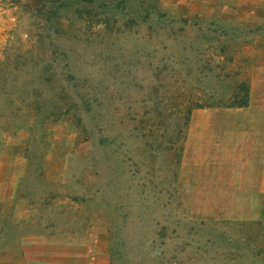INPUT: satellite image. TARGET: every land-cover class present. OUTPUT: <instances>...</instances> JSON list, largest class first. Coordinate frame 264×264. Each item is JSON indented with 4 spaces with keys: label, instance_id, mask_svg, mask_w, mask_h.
<instances>
[{
    "label": "rangeland",
    "instance_id": "rangeland-1",
    "mask_svg": "<svg viewBox=\"0 0 264 264\" xmlns=\"http://www.w3.org/2000/svg\"><path fill=\"white\" fill-rule=\"evenodd\" d=\"M262 1L0 0V264H264Z\"/></svg>",
    "mask_w": 264,
    "mask_h": 264
},
{
    "label": "trees",
    "instance_id": "trees-1",
    "mask_svg": "<svg viewBox=\"0 0 264 264\" xmlns=\"http://www.w3.org/2000/svg\"><path fill=\"white\" fill-rule=\"evenodd\" d=\"M238 92L234 95L233 99L227 105V107L247 108L249 105V85L246 82L239 84L237 88ZM197 108H201V105H197Z\"/></svg>",
    "mask_w": 264,
    "mask_h": 264
},
{
    "label": "crops",
    "instance_id": "crops-1",
    "mask_svg": "<svg viewBox=\"0 0 264 264\" xmlns=\"http://www.w3.org/2000/svg\"><path fill=\"white\" fill-rule=\"evenodd\" d=\"M255 9H263L264 10V0L262 2H260L259 4L256 5Z\"/></svg>",
    "mask_w": 264,
    "mask_h": 264
}]
</instances>
